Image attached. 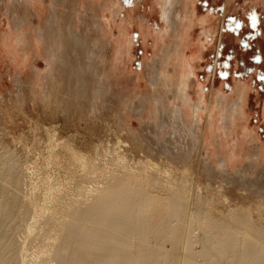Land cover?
<instances>
[{
    "label": "rangeland",
    "instance_id": "1",
    "mask_svg": "<svg viewBox=\"0 0 264 264\" xmlns=\"http://www.w3.org/2000/svg\"><path fill=\"white\" fill-rule=\"evenodd\" d=\"M161 4L0 0V141L19 152L30 147L42 155L47 151L44 126H54L59 137L75 136L79 150L97 162L102 180L110 177L113 167L106 164L118 153L132 163L147 145L161 146L171 132L168 120L161 122L167 115L161 110L157 120L162 129L155 133L150 125L156 98L151 79L174 42ZM177 8L184 23L172 75L180 78L191 67L190 95L206 105L201 113L206 145L195 161L225 158L233 172L248 166L257 153L255 161L264 167V0H182ZM191 11L193 17L187 14ZM98 47L101 58L90 59ZM20 88L22 105L15 97ZM242 91L243 112L229 127L216 99L222 93L233 104ZM160 98L168 103V97ZM132 105L142 107V113L121 110ZM119 112L128 119L126 125ZM260 174L257 168L252 179Z\"/></svg>",
    "mask_w": 264,
    "mask_h": 264
},
{
    "label": "bare ground",
    "instance_id": "2",
    "mask_svg": "<svg viewBox=\"0 0 264 264\" xmlns=\"http://www.w3.org/2000/svg\"><path fill=\"white\" fill-rule=\"evenodd\" d=\"M175 2L182 0H162L174 42L151 79L150 125L159 132L157 113L166 112L167 139L161 146L146 144L132 163L118 153L107 162L113 171L104 180L75 136L59 137L54 126H44L42 155L0 141V264H264V167L257 153L233 172L225 158L195 161L206 145V105L190 95L191 67L180 78L172 75L184 23ZM100 52L90 59H100ZM15 97L22 105L21 88ZM244 97L242 91L233 104L222 93L217 97L229 127L243 112ZM121 110L143 111L139 105ZM257 168L261 178L252 179Z\"/></svg>",
    "mask_w": 264,
    "mask_h": 264
},
{
    "label": "snow or ice",
    "instance_id": "3",
    "mask_svg": "<svg viewBox=\"0 0 264 264\" xmlns=\"http://www.w3.org/2000/svg\"><path fill=\"white\" fill-rule=\"evenodd\" d=\"M251 23H252V26L254 27V26H255V18H252ZM242 26H243V25H242L240 22H238V21L235 22V28H236V29H240ZM242 46L245 47V48H247L249 45H247V44H243ZM255 59H257V62H258V58H255ZM223 67H224V68H227L228 65L225 64V65H223ZM223 75L226 76L227 73L225 72V73H223ZM260 79L264 80V76L260 77Z\"/></svg>",
    "mask_w": 264,
    "mask_h": 264
}]
</instances>
